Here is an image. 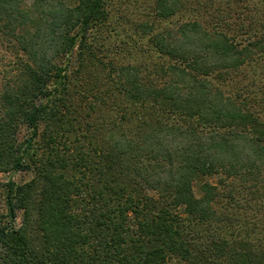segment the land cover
<instances>
[{
  "label": "trees",
  "instance_id": "trees-1",
  "mask_svg": "<svg viewBox=\"0 0 264 264\" xmlns=\"http://www.w3.org/2000/svg\"><path fill=\"white\" fill-rule=\"evenodd\" d=\"M115 3L0 0V264H264V0Z\"/></svg>",
  "mask_w": 264,
  "mask_h": 264
},
{
  "label": "rangeland",
  "instance_id": "rangeland-1",
  "mask_svg": "<svg viewBox=\"0 0 264 264\" xmlns=\"http://www.w3.org/2000/svg\"><path fill=\"white\" fill-rule=\"evenodd\" d=\"M152 1L154 0H135V1H128V0H115V4L113 6L114 8H119L118 12L122 14H130L132 13V17L136 22L141 21L142 19L144 20L145 14L148 12L149 7L152 4ZM123 30L126 29L122 28ZM123 36L125 34L123 33ZM127 48V47H126ZM0 54L1 56H5L3 59V62L0 61V68H4L5 64L8 62L10 59L9 53H6L5 49L0 46ZM136 55H134L135 57ZM138 56V55H137ZM136 56V57H137ZM11 60V59H10ZM14 180L16 182L22 183L28 180H31L33 177V173L30 171L27 172H18L15 173L13 176ZM0 179L5 181L9 179V174L8 173H2L0 174ZM22 222V215L19 216V219L17 220V225H20Z\"/></svg>",
  "mask_w": 264,
  "mask_h": 264
}]
</instances>
